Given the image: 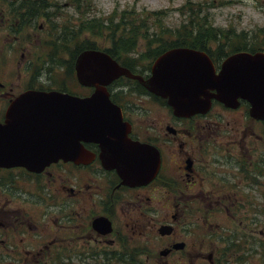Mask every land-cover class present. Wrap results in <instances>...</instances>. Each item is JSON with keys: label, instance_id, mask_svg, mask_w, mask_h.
Masks as SVG:
<instances>
[{"label": "flooded vegetation", "instance_id": "flooded-vegetation-1", "mask_svg": "<svg viewBox=\"0 0 264 264\" xmlns=\"http://www.w3.org/2000/svg\"><path fill=\"white\" fill-rule=\"evenodd\" d=\"M40 1V6L54 5V0ZM54 14L48 8L26 11L25 0H0V88L8 80L3 74L8 57L18 69L11 84L13 77L21 78V67L27 76L37 59L49 58L42 40L52 36ZM228 43L221 36L210 44L217 66L233 53ZM49 59L41 68L54 62ZM132 68L148 74L138 61ZM33 73L36 80H47V72ZM109 89L131 123L130 136L158 149L156 175L145 185L121 184L116 171L98 158L59 160L38 172L1 168L0 264H241L244 254L224 250V244L248 240L256 228L190 223L223 212L234 216L239 204L264 202L263 135L244 125L243 115L223 116L217 109L177 117L163 101L160 110L154 106L141 88L138 93L123 85ZM216 105L222 104L213 101ZM84 146L99 152L97 144ZM170 217L183 218L184 225L159 233ZM257 236L264 240L262 229ZM176 242L182 248L160 254Z\"/></svg>", "mask_w": 264, "mask_h": 264}, {"label": "water", "instance_id": "water-1", "mask_svg": "<svg viewBox=\"0 0 264 264\" xmlns=\"http://www.w3.org/2000/svg\"><path fill=\"white\" fill-rule=\"evenodd\" d=\"M76 70L81 83L96 87L90 96L29 90L11 102L4 122H0V166L40 169L58 158H75L78 153L73 148L83 139L99 142L102 160L116 166L127 181L138 174L147 179L154 170L149 164V148L127 137L126 125L105 88L122 74L140 77L120 67L106 53L93 49L78 56ZM142 82L154 93L167 97L179 115L206 109L211 96L227 104L241 96L251 103L252 116L264 118L261 52L236 54L215 74L204 53L174 48L156 59L152 76Z\"/></svg>", "mask_w": 264, "mask_h": 264}, {"label": "rangeland", "instance_id": "rangeland-1", "mask_svg": "<svg viewBox=\"0 0 264 264\" xmlns=\"http://www.w3.org/2000/svg\"><path fill=\"white\" fill-rule=\"evenodd\" d=\"M83 6L89 8V15L100 17L102 19L113 18L117 20L121 17L122 12L125 13V17L131 21L134 26H139L141 28L140 32L142 35L137 42L135 49L130 55L136 52H143L141 56V63L145 65L149 60L144 58V53L146 50V43L144 42L147 38L155 37L161 38L162 42L173 40L177 38L178 30H181L183 23H189L191 26L193 23H198L199 18L207 16V22L212 26L221 29L232 28L236 32L241 30L246 32H252L257 28L264 27V0H83ZM61 4L59 8L60 12L63 14H69L70 17L77 18L79 14L74 11L73 0H58ZM199 2L203 5L201 6V11H198L196 4ZM71 4V5H70ZM191 9L195 10L192 13ZM159 11V12H158ZM161 11V12H160ZM158 12V13H157ZM59 20V19H58ZM60 26V29H59ZM63 26V21H59L57 24V31L61 30ZM191 26L186 27V30L190 29ZM147 29V33L145 30ZM139 32V33H140ZM146 33V35H144ZM154 33V34H153ZM108 33L105 31L100 35L91 34V40H96L101 45H108ZM89 35H85L88 38ZM83 36H80V40ZM90 38V37H89ZM88 38V39H89ZM260 39V38H259ZM260 41V40H259ZM102 42V43H101ZM66 57V56H65ZM15 59L13 57H8L4 65H7V69L3 74L8 75V81L11 79V72L15 69ZM17 68L14 70L16 71ZM60 72L55 77V83H64V85L69 89L78 90V87L74 85L71 76L67 73V77L63 70H58ZM14 75V74H13ZM15 78V77H13ZM24 78V77H23ZM19 79L24 83L25 79ZM16 79V78H15ZM19 80L15 81L14 85L11 87V94H17L21 89L19 86ZM18 82V83H17ZM8 86H11L8 83ZM241 122L243 118L239 117ZM250 119V118H249ZM245 118L247 122L244 124H250L252 121ZM254 131L259 130V126L256 123H252ZM263 128H260L262 130ZM255 208L250 207V211L246 213V218L239 215L236 218L231 216H222L218 214L217 216L211 218L209 222L213 226L218 227H240L242 225L248 224L254 228L264 229V211L254 215ZM253 217V218H252ZM253 219V220H252ZM254 221V222H253ZM194 224L192 226H207L201 220L194 219ZM183 223V221H180ZM264 243H262L263 245ZM255 247V248H254ZM254 248L252 250V255L248 257L245 263L242 264H264V246L257 245L253 243Z\"/></svg>", "mask_w": 264, "mask_h": 264}, {"label": "trees", "instance_id": "trees-1", "mask_svg": "<svg viewBox=\"0 0 264 264\" xmlns=\"http://www.w3.org/2000/svg\"><path fill=\"white\" fill-rule=\"evenodd\" d=\"M96 20V21H95ZM89 19L88 23L86 25H83L80 27V29H88L91 33L93 34H97L100 35L102 34L104 31H110V39L112 42V47L108 48L107 50L112 54L115 55L116 53L119 52V49H121V51L123 50H127L130 45L134 44L135 41H133L131 39V37L135 36L138 32L135 31V29L132 27V25H124L121 26V30L118 34V37H116L117 35V29H118V23L115 24L113 23L112 20H110L107 24H104L103 21H100L98 19ZM186 27L188 26H183L182 30L180 31V33H184L185 35H191L194 33L195 29H188L186 30ZM192 27V26H191ZM211 29L209 28H204V25H202V28H200L198 30V34H204V35H209L211 34ZM128 37V38H126ZM201 43L203 44L204 41H193L189 40V39H185V40H179V41H172L169 43V45H167V47H171V46H178V45H191V46H195V47H199L201 45ZM82 46H86V47H96V44H93V42H82L80 44L79 47L82 48ZM165 47V46H162ZM161 47V48H162ZM158 50H156L155 52H157Z\"/></svg>", "mask_w": 264, "mask_h": 264}]
</instances>
